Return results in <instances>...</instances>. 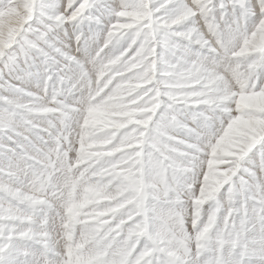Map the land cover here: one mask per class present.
<instances>
[{
    "label": "snow or ice",
    "instance_id": "obj_1",
    "mask_svg": "<svg viewBox=\"0 0 264 264\" xmlns=\"http://www.w3.org/2000/svg\"><path fill=\"white\" fill-rule=\"evenodd\" d=\"M12 4L13 0H0V12H6ZM252 4L253 0H22L15 26L0 29V264H37L40 258L45 234L34 230L33 219L24 214L32 193L19 181L29 165L39 162V154L48 143V132L37 118L50 115L46 110L56 105H38L39 96L54 89H70L76 80L95 88V81L103 77V85L108 79L105 66L119 64L123 65L124 82L140 92H147L160 81L165 82L162 90H167L175 84V71L182 69L187 79L178 86L179 91L191 94L192 100L202 98L203 91L221 78L219 71L203 62L205 53L215 55L219 51L213 36L218 28L227 26L222 21L231 24L234 18L238 22L241 13L252 14ZM260 4L264 7V0ZM113 48L118 55L107 57ZM256 55L264 57V51ZM143 69L154 73L153 82L128 79ZM236 96L229 102L234 107L224 109L223 124L226 131L236 129L243 134L248 122H264V100L248 103L238 99L264 97V68L257 75L256 87ZM99 107L90 105L89 114ZM103 112L110 121L107 134L92 140L81 131L75 148L83 151L91 147L112 170L119 171L126 156H136L141 166L151 167L155 156L164 161L167 182L168 170H176L177 176L188 170L177 168L173 155L184 165L203 163L209 177L221 164L214 142L194 144L184 137H169L167 148L157 144L158 133L167 135L165 125L171 112L163 106L145 104L139 94L120 110L104 108ZM84 123L86 127L88 120ZM235 163L237 174L230 183L239 188L257 174L258 168H264V139ZM219 195L225 201L231 199L229 184L220 189ZM251 199L252 206L245 196L225 211L222 223L226 230L228 226L246 225L249 216L264 218V185L257 184ZM33 207L40 205L33 203ZM122 207L123 202L113 201L97 210L102 221H110L107 227L113 235L122 222ZM156 219L155 210L149 208L141 232L152 236L155 243L139 252L136 264H193L194 260L225 264L224 248L219 252L215 246L201 248L212 232L206 222L189 236L185 255L167 246L164 232L154 231ZM166 220L161 212L160 224Z\"/></svg>",
    "mask_w": 264,
    "mask_h": 264
},
{
    "label": "clouds",
    "instance_id": "obj_2",
    "mask_svg": "<svg viewBox=\"0 0 264 264\" xmlns=\"http://www.w3.org/2000/svg\"><path fill=\"white\" fill-rule=\"evenodd\" d=\"M252 7L255 11L241 13L238 22L236 18L231 24L222 21L227 26L218 28L213 36L219 51L215 55L205 53L203 62L219 71L221 78L203 91L202 98L192 100L191 94L179 91L178 86L187 79L182 69L175 71V84L167 90H162L165 82L160 81L147 92H140L124 82L123 65L119 64L105 66L108 79L103 85V77L95 81V88L76 80L70 89H54L39 96L38 105H56L46 110L50 115L37 118L48 132V143L39 154V162L29 165L19 178L21 187L32 193L24 214L33 219L34 230L45 234L37 264H136L139 252L155 243L152 236L141 232L149 208L157 216L154 231L164 232L167 246L177 253L188 254L189 236L206 222L212 232L201 245L203 250L215 246L219 252L224 248L225 264H264V218L249 216L246 225L228 226L227 230L222 223L225 211L245 196L252 206L253 191L257 184L264 185V168H258L257 174L239 188L230 183L237 174L235 161L264 139V122H248L243 134L236 129L226 131L223 124L224 109L234 107L229 102L237 99L238 92L254 89L257 75L264 68V57L256 55L264 51V7L260 0H253ZM114 55H118L115 48L106 53L107 57ZM128 79L148 83L155 80V75L143 69ZM134 94L153 108L163 106L171 112L165 125L167 135L158 133L157 144L167 148L169 137H184L194 144L214 142L221 159L217 171L209 177L203 163L184 165L173 155L177 168L188 170L179 176L176 170H168L166 182L164 161L158 157L154 156L151 167H145L138 157L126 156L121 169L115 171L102 163L91 147L83 151L75 148L81 131L92 140L106 135L110 121L100 119L103 109L118 111L131 103ZM238 99L250 103L264 97ZM90 105L100 107L89 114ZM225 184L233 193L228 201L219 195ZM113 201L123 202L119 209L122 222L115 235L107 227L110 221H102L97 211ZM33 203L40 207H33ZM161 212L167 216L163 225L159 221ZM193 264L204 262L194 260Z\"/></svg>",
    "mask_w": 264,
    "mask_h": 264
},
{
    "label": "rangeland",
    "instance_id": "obj_3",
    "mask_svg": "<svg viewBox=\"0 0 264 264\" xmlns=\"http://www.w3.org/2000/svg\"><path fill=\"white\" fill-rule=\"evenodd\" d=\"M22 6V0H13V4L6 12H0V29L9 28L11 30L20 16L19 8ZM103 113L100 114V119H103Z\"/></svg>",
    "mask_w": 264,
    "mask_h": 264
}]
</instances>
